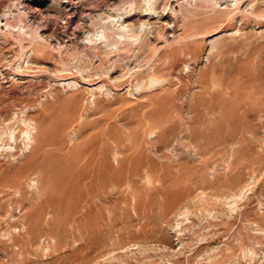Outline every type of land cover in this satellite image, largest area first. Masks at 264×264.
<instances>
[{
    "label": "rangeland",
    "instance_id": "1",
    "mask_svg": "<svg viewBox=\"0 0 264 264\" xmlns=\"http://www.w3.org/2000/svg\"><path fill=\"white\" fill-rule=\"evenodd\" d=\"M147 1L0 0V264H264V0Z\"/></svg>",
    "mask_w": 264,
    "mask_h": 264
},
{
    "label": "bare ground",
    "instance_id": "2",
    "mask_svg": "<svg viewBox=\"0 0 264 264\" xmlns=\"http://www.w3.org/2000/svg\"><path fill=\"white\" fill-rule=\"evenodd\" d=\"M150 0H148L147 1V3H150L149 2ZM38 9V8H37ZM69 10V9H68ZM142 11V10H141ZM72 13V12H71ZM156 12H155V10H153V8H152V5H151V3H150V5L147 7V8H145L144 9V11L143 12H141V13H139V15L140 16H142L141 17V19H143V17L145 18V20H141L142 22H141V24L139 25V28L141 27H143L144 29H145V27H146V29L148 30V20L149 19H151V18H153L154 16V14H155ZM73 14V13H72ZM140 22V21H139ZM167 22V21H166ZM120 27H121V29H119L120 31H121V33L122 34H124V35H126L127 33H130L132 30H133V28L134 27H132V26H130V25H128V24H121L120 25ZM138 28V29H139ZM163 28V27H162ZM118 30V31H119ZM141 31V30H140ZM105 34V33H104ZM105 36V35H104ZM122 36V35H121ZM108 45H110V44H108ZM171 71V70H170ZM162 81V80H161ZM163 84V83H162ZM257 113V112H256ZM257 121H258V119H257ZM3 123V122H2ZM33 124V123H32ZM36 127V126H35ZM44 128V127H43ZM51 137V136H50ZM33 139V138H32ZM61 153V152H60ZM42 158V157H41ZM88 158V157H87ZM64 172V171H63ZM66 174V173H65ZM109 174V173H108ZM114 178V177H113ZM91 184V183H90ZM78 187V186H77ZM93 194V193H92ZM88 196V195H87Z\"/></svg>",
    "mask_w": 264,
    "mask_h": 264
}]
</instances>
